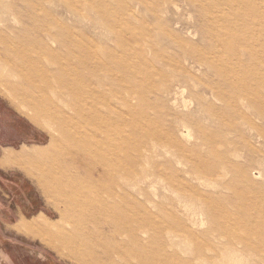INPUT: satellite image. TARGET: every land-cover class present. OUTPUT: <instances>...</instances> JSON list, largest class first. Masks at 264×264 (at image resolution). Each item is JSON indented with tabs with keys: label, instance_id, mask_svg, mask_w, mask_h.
Returning <instances> with one entry per match:
<instances>
[{
	"label": "rangeland",
	"instance_id": "rangeland-1",
	"mask_svg": "<svg viewBox=\"0 0 264 264\" xmlns=\"http://www.w3.org/2000/svg\"><path fill=\"white\" fill-rule=\"evenodd\" d=\"M4 152L0 264H264V0H0Z\"/></svg>",
	"mask_w": 264,
	"mask_h": 264
},
{
	"label": "crops",
	"instance_id": "crops-1",
	"mask_svg": "<svg viewBox=\"0 0 264 264\" xmlns=\"http://www.w3.org/2000/svg\"><path fill=\"white\" fill-rule=\"evenodd\" d=\"M7 154H8V155H7ZM24 155H25V154H24ZM0 158L3 159V161L0 162V166H2V167H3V166L6 167V166H7L6 163H7L8 165H11V164H20L22 161H23V162L25 161V157H23V155L17 157V156H15V155H10V153H7V152H4V153H3V156H0ZM6 161H7V162H6ZM8 161H9V162H8ZM3 173H4V172H3ZM3 173L0 172V177H1L2 179L8 181L9 183H13V185H15V186L18 185L17 182H16V180H17L18 178H16V177H12V176H10V175L3 174ZM5 187H6V186H5ZM5 187H4V188H5ZM15 196H16V198H17V195H15ZM12 200H14V198H12ZM11 204L14 205V202H11ZM0 207H1V209H2L6 214H9V215H10V213H12L15 209H17V210H15V211H16V214H15L14 216L11 214L14 218H15V216H18L19 214H22L23 217H24L28 211H32L35 215L42 214V213H40V207H37L36 209H33L31 206L28 207V208H19V206H14L13 208H10V207L6 204V202H5L3 199H1V197H0ZM15 221H16V218H15ZM21 223H23V220H21ZM23 225H25V224H23ZM22 227H24V229H31V226H30V225H28V226H22Z\"/></svg>",
	"mask_w": 264,
	"mask_h": 264
},
{
	"label": "bare ground",
	"instance_id": "bare-ground-1",
	"mask_svg": "<svg viewBox=\"0 0 264 264\" xmlns=\"http://www.w3.org/2000/svg\"><path fill=\"white\" fill-rule=\"evenodd\" d=\"M113 65V64H112ZM99 131V130H98ZM99 132H101V131H99ZM105 133H106V131H105ZM93 135V134H92ZM74 137V136H73ZM98 139V138H97ZM72 140H73V138H72ZM89 141V140H88ZM98 141V140H97ZM103 144V143H102ZM102 151V150H101ZM8 155V154H7ZM43 155V154H42ZM39 156V155H38ZM37 156V157H38ZM26 157V156H25ZM34 157V156H33ZM115 157V156H114ZM28 158V157H27ZM31 158H32V156H31ZM43 159V157L41 158V160ZM106 160V159H105ZM114 161V160H113ZM9 162V161H8ZM70 188H71V186H70ZM68 190V189H67ZM71 190V189H70ZM73 190V189H72ZM87 193V192H86ZM85 197V196H84ZM98 203V202H97ZM99 205V204H98ZM163 260H165V259H163Z\"/></svg>",
	"mask_w": 264,
	"mask_h": 264
}]
</instances>
